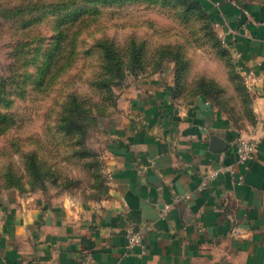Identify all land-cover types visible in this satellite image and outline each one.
<instances>
[{"label": "crops", "instance_id": "0c3cea01", "mask_svg": "<svg viewBox=\"0 0 264 264\" xmlns=\"http://www.w3.org/2000/svg\"><path fill=\"white\" fill-rule=\"evenodd\" d=\"M203 1L243 80L255 77L246 86L254 122L236 125L204 95L179 99L169 66L130 76L97 123L108 194L1 191L0 264H82L85 255L102 264H264V0ZM240 137L257 141L254 162L238 161ZM134 234L140 241L130 244Z\"/></svg>", "mask_w": 264, "mask_h": 264}, {"label": "rangeland", "instance_id": "374dc122", "mask_svg": "<svg viewBox=\"0 0 264 264\" xmlns=\"http://www.w3.org/2000/svg\"><path fill=\"white\" fill-rule=\"evenodd\" d=\"M102 41L126 63L141 44L148 67L163 64L175 73L182 63L181 99L206 89L236 125L252 122L233 58L181 0H0V192L105 196L97 123L113 111L122 85L115 79L103 86L110 77ZM133 75L126 71L125 79ZM71 96L87 109L86 135L61 126Z\"/></svg>", "mask_w": 264, "mask_h": 264}, {"label": "trees", "instance_id": "16d2710c", "mask_svg": "<svg viewBox=\"0 0 264 264\" xmlns=\"http://www.w3.org/2000/svg\"><path fill=\"white\" fill-rule=\"evenodd\" d=\"M182 3L188 4L189 9H196V14L199 15L203 21H205L206 26L210 29V32L215 39L217 48L224 54L228 55L229 57H232L229 49L224 45L222 39L218 35V32L216 31L214 27V19L213 16L209 13V11L206 8V2L203 0H181ZM103 52L105 57V65L104 70L109 75L110 79L109 83H106V79L102 82L104 83V87H109L111 85V82L115 79L120 82V84L123 86L126 82L125 76L126 71L134 72L135 75H140L143 73H154L160 70L164 67V65L160 64L158 66L148 67L144 63V51H143V44L140 46L133 48L132 47V53L130 56L129 62H124V60L119 56L118 50L113 46L110 45V43H106L105 41H102L98 44ZM178 55H173L175 59H177ZM178 60V59H177ZM178 68H176L175 72V96L181 99L180 97V89H181V67L182 63L177 64ZM184 66V65H183ZM241 76V75H240ZM242 82V85L245 89V95L247 96L248 102L250 103V112L252 116V122H254V115L252 112V98L250 93L248 92V89L246 87V84L244 83V80L242 76L240 77ZM115 80V81H116ZM214 92V90H212ZM196 95H204L206 98H208L212 104L216 105L215 101L212 97V92L206 91V89H201L196 92ZM193 97V96H192ZM189 98V97H187ZM185 98V99H187ZM114 105H117L115 102ZM217 106V105H216ZM219 108V107H218ZM220 109V108H219ZM87 109H84L80 103L77 101L76 97L71 96L67 103V108L65 113L62 115V128L69 133H79L81 136L86 135L89 131L87 117H86ZM109 113V111H108ZM105 112H102L99 116H103L105 114H108ZM90 121V120H89ZM33 166H37L36 160H32ZM14 182L13 180H11ZM11 184V182H10ZM10 186H13L12 184ZM109 186L107 187V190L105 192V196L108 194Z\"/></svg>", "mask_w": 264, "mask_h": 264}, {"label": "built area", "instance_id": "2783aa9c", "mask_svg": "<svg viewBox=\"0 0 264 264\" xmlns=\"http://www.w3.org/2000/svg\"><path fill=\"white\" fill-rule=\"evenodd\" d=\"M254 75L252 73H248L244 76V82L248 89L251 88L253 82H254ZM234 148L236 152L237 159L240 163L246 164V163H252L254 162L258 157V148H257V141L254 139H248V138H237L234 141ZM227 168V167H226ZM218 170H213L209 173V178H213L216 175H218ZM207 182V181H206ZM205 182V183H206ZM186 197H189L188 195ZM169 205L166 206V210L169 209ZM141 235L134 234L130 238V244L136 243L140 241ZM82 264H102L99 261H97L93 256L91 255H85L82 260Z\"/></svg>", "mask_w": 264, "mask_h": 264}, {"label": "water", "instance_id": "95a60500", "mask_svg": "<svg viewBox=\"0 0 264 264\" xmlns=\"http://www.w3.org/2000/svg\"><path fill=\"white\" fill-rule=\"evenodd\" d=\"M225 144V141L219 137H213L212 139V146L214 150L222 149Z\"/></svg>", "mask_w": 264, "mask_h": 264}]
</instances>
